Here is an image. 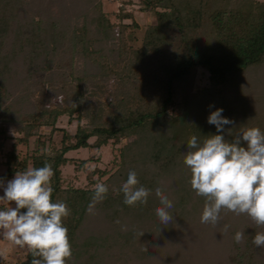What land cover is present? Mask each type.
Returning a JSON list of instances; mask_svg holds the SVG:
<instances>
[{"label":"trees","instance_id":"trees-1","mask_svg":"<svg viewBox=\"0 0 264 264\" xmlns=\"http://www.w3.org/2000/svg\"><path fill=\"white\" fill-rule=\"evenodd\" d=\"M147 1L155 8H161L157 9L158 22L148 28L141 47L122 52L120 59H124V62L114 70L116 81L113 90L107 89L106 77L111 74L104 69L107 67L92 66L81 75L86 74L87 80L93 84L91 93L98 98L92 99L83 94L77 97L78 87L75 90L68 87V100L50 103L52 95L47 84H51L54 76L60 72L53 65L58 62L56 52L61 36L54 32L56 35L51 36L48 44L43 40L39 47V39L47 31L44 30L45 24L36 20L34 14L41 11L44 19L43 10L30 9L26 13V18L32 21V30L23 32L16 30L20 13H11L6 2L0 12V149L10 139V125L21 132L14 139L12 148L5 153V160L1 163L5 170L0 171V182L12 179L16 172L42 167L45 162L52 166V200L66 202L70 209V215L64 219L72 246V258L67 264H75L77 261L86 264H143L140 259L144 258L146 250L143 243L147 242L148 237L157 236L150 240L151 244L157 243L159 238L165 239L164 234L168 235L171 228L177 227L178 231L182 229V233L186 234L187 229L184 227L200 222L205 198L198 196L191 188V173L183 162L184 155L188 150L187 141L192 135L202 142L206 136L217 134V129L208 121L196 124L189 119L191 115L168 111V104L174 101L175 85L199 66L209 71L214 82L225 83L264 61V0ZM51 8L48 7V14L54 12ZM70 8L69 30L72 32L69 34L70 37H76L79 31L72 29L73 21L74 18H81L71 14L72 4ZM92 10L98 11L97 16L88 22L83 17L85 22L80 29L90 28L91 22H97L101 29H108L113 36L101 4ZM53 23L54 27L59 26L58 20ZM171 27L177 33L175 39L166 32ZM105 32L100 33L101 37ZM79 38L86 45L79 40L73 41L69 44L73 51L91 52L88 43L92 41H87L85 34ZM179 38L181 44L174 48ZM29 41L37 42L30 47ZM171 42L173 49L168 50L167 46ZM37 50L38 53L30 54ZM28 55L29 62L23 63L22 59ZM153 59L164 65L166 70L163 82L166 94L157 107H154L155 104L147 106L149 102L142 100L145 94L140 92L145 88L144 84L152 86L153 80H149L145 74L147 64ZM40 62L41 65H38ZM72 72H67V75H74ZM36 92L39 93L38 98L32 99ZM76 99H79L76 104L71 103ZM116 107L119 110L114 109ZM150 107L152 109L148 110ZM64 114H68L69 121L77 120L74 132L58 125ZM43 126H51L52 133L62 131L61 146L54 147L51 136L47 141L40 140L39 133ZM35 134L38 136L32 141ZM91 136H96L92 143ZM121 136H135V141H129L121 148L118 167L106 180L100 182L106 184L108 193L105 199L94 205V214H90L87 209L95 185L65 184L63 166L75 160L67 153L82 146L100 148L111 138L118 141ZM226 140L231 142L234 139L226 137ZM32 142L34 145L28 154L21 155L17 149L20 143L30 147ZM241 144L246 146L243 141ZM45 148L49 150L46 155L42 154ZM98 170L100 175L106 172ZM129 171H135L140 185L151 190L146 205L138 203L128 206L123 203L124 195L120 189ZM95 172L89 173L94 183L97 181L93 178ZM157 187L173 203L169 209L174 217L173 222L165 226L159 224L155 214V209L162 206L155 193ZM7 208V205L0 203V209ZM87 217L93 218L92 225L88 224ZM231 220L240 223L233 232L230 228L225 229V225H228V221H225L218 231L220 235H215L216 226L205 224L198 232V237L219 240L218 255L221 254L225 264H246L247 259L249 264H264V259L259 257L264 248L255 247L245 236L240 243L234 240L237 231L261 227L252 221L246 222L242 214ZM86 227L92 229V232L85 233ZM140 232L144 234L139 237ZM176 234L169 239L175 242ZM194 240L187 239L193 249ZM85 247H95L96 251L83 258ZM221 248L229 251L227 256L222 255ZM175 249V252L172 249L173 253H169L171 261H175V264H192L187 252L177 247ZM31 261L32 256L28 250L16 263H9L0 255V264H31Z\"/></svg>","mask_w":264,"mask_h":264},{"label":"rangeland","instance_id":"rangeland-1","mask_svg":"<svg viewBox=\"0 0 264 264\" xmlns=\"http://www.w3.org/2000/svg\"><path fill=\"white\" fill-rule=\"evenodd\" d=\"M5 2L11 13H15V11L17 15L20 13L16 23V30L20 32L32 30V21L26 18L28 17L26 13L30 9L43 10V14H45L44 19H42L41 11L34 14L36 20L45 24L44 30L47 31L40 37V41L38 40L39 47L42 44L40 42L43 40L48 44L51 36L54 37L56 34L61 36L56 52L58 55V62L53 65V67L59 68L60 72L54 76L51 84H47V89L52 95L48 103L68 100V87L73 88L72 90L78 87L79 92L77 97L83 94V96L87 95V97L92 99L98 98L94 93H91L93 84L89 79L87 80L86 74L81 75L83 71H88L90 67H96L97 65L100 67L104 65L107 67L104 69L111 72L110 76L106 77V85L107 89L112 91L116 81V72L114 70H117L124 62V59H120L122 52H126L133 48H139L144 44L148 28L158 22L157 9H161L160 7L155 8L153 4H150L147 0H0V12L3 11L2 9ZM99 3L105 13L106 22L111 25L113 36L110 35L112 33H109L108 29H101V26H99L97 22H91L92 25L90 28L84 30L80 29L85 22L83 17H85L88 22L97 16L98 11L92 9L97 7ZM71 4L73 7L71 14L81 18H74L73 21L72 29L79 31L76 37H70L72 31L69 30L71 23H69L68 12L71 9ZM78 6L81 7L77 8ZM48 7H52L51 9H53L54 12L48 14ZM57 20L59 21V26L54 27L53 22ZM104 31L106 32L101 37L100 33ZM166 32H169L168 34H171L175 39L177 33L173 27H171V29H166ZM82 34L87 36V41H92L88 43L91 49L89 53L79 50L73 51L72 47L69 45L72 44L73 41H82L79 38ZM34 42L29 41L28 45L31 47V44ZM82 43L86 45L83 41ZM180 44L181 39L179 38L174 48H178ZM167 48L168 50L173 49L172 42L168 44ZM38 52L39 50L36 52L31 51L30 54ZM29 55L26 56L24 60L22 59L23 63L29 62ZM37 62L38 60L36 63ZM38 65H41V62L40 64L38 63ZM147 65L145 76H149V80H153L152 86L150 85L151 87H149L147 84H144L145 88L140 92L145 94L142 100H148L149 103L147 106L155 104L154 107H157L163 101L166 94L165 89L163 90L166 70L164 65L154 59ZM71 70H73L74 75H67V72ZM209 75L210 73L208 70L199 66L193 73L178 80L174 90V101L168 104V111H177L179 114L185 113V115H191L189 119L198 124L207 122L211 112L215 111L217 108H221L223 109L222 115L233 121L232 124L225 125L224 132L220 133L224 135L225 139L226 137H229L230 140L235 139L234 134L245 127L255 126L264 131V61L244 71L238 78L229 82H214ZM141 85L142 82L138 85V90ZM108 90L107 93H109ZM38 96L39 93L36 92L32 99L38 98ZM78 101L79 99H76L71 103L76 104ZM114 109L119 110L117 107ZM149 109H152V107L148 108V110ZM105 115L107 116V113H105ZM58 125L65 126L70 132H74L77 120L69 121L68 114H64L59 119ZM41 131L42 132L39 133L41 141H47L51 136L53 138V146H61L60 139L62 131L59 130L52 133L51 126H43ZM229 132L233 135H230ZM20 133L21 132L14 130L11 125L9 126L8 135L10 139H8L0 149V171L5 170V166L1 163L5 160L6 151L12 148L14 139H16ZM37 136L38 135L35 134L32 141H35L34 139H36ZM95 139L96 136H91L90 143ZM134 139L135 136H121L118 141L111 138L108 143L102 145L100 148L89 145L68 151L67 155L73 157L75 160L63 166L65 184L91 186L106 180L110 173L114 172L120 163L121 148L127 142L135 141ZM33 145V142L30 147L20 143L17 149L21 155H26ZM86 164L89 165V167L86 168ZM98 169L106 172L100 175ZM93 171H97L93 175V178L97 179L95 183L91 181L92 176L89 175V173L91 174ZM7 181L6 179L2 181L4 186H6ZM3 195V187H0V196ZM0 203L7 205L8 208L15 206L14 202L9 204L6 201H0ZM220 215L221 219L219 223L215 225L217 230L216 236L221 233L218 231H220L222 229L221 227L224 225L222 222L228 221V226H230L228 228H230L229 230L232 232L236 229L238 224L240 225L237 220H231L235 219V213L222 212ZM242 215L246 222L251 221L247 215ZM92 219V217L87 219L89 225H92ZM178 220L180 222V219ZM204 225L205 223H201V221L199 223H191V225H188L189 227H184L187 229L186 234L182 233V229L178 231L177 227L171 228L168 235L167 233L164 234L166 236L164 240L159 238L158 242L153 244H151V241L157 236L148 237L147 242L144 241L143 243L146 251L144 253V258H141L140 261L143 264H175V261H171L169 253H173L172 249L175 252V248L177 247L188 253L187 257L192 260V264H225L222 261L221 254L218 255L220 253V241H216L215 239H201L198 237V232ZM247 229L250 230L248 231ZM244 230V236L252 241L256 232H264V227L244 228ZM84 232L91 233L92 229L86 227ZM174 234H176L174 237L175 242L169 239V237H172ZM187 239H195L194 249L189 245L190 241L188 243ZM83 250V258H85L86 255L88 257L96 251L95 247H91V249L85 247ZM26 251V248L13 245L0 234V252L7 262H18L20 256L22 257L26 254ZM221 253L227 256L229 251L221 248ZM259 257L264 259V252ZM75 264L86 263L84 261L78 263L77 261ZM90 264H93V262ZM246 264H249V259H247Z\"/></svg>","mask_w":264,"mask_h":264},{"label":"clouds","instance_id":"clouds-1","mask_svg":"<svg viewBox=\"0 0 264 264\" xmlns=\"http://www.w3.org/2000/svg\"><path fill=\"white\" fill-rule=\"evenodd\" d=\"M222 112L223 109L217 108L208 116V123L215 125L217 134L206 136L202 142L192 135L184 155L183 162L191 173V188L205 198L200 221L215 226L224 210L245 214L257 227H264V131L255 126L245 127L229 142L220 133L233 121ZM241 141L246 146H242ZM48 152L47 148L42 150V154ZM53 176L52 166L45 162L42 167L16 172L6 186L0 182L4 191L0 201L15 204L0 210V234L13 245L26 248L32 256L31 264H67L72 258L68 228L64 224L70 209L66 202H53ZM92 191L87 209L90 214H94V205L105 199L108 187L97 183ZM120 191L124 195L123 203L135 206L138 203L146 205L151 190L140 185L135 171H129ZM155 193L162 205L155 209L158 222L168 225L174 219L169 212L173 203L161 188L157 187ZM228 227L225 225L226 230ZM143 234L140 232L139 237ZM243 237L244 232L237 231L234 240L240 243ZM252 243L264 248V232H256Z\"/></svg>","mask_w":264,"mask_h":264},{"label":"crops","instance_id":"crops-1","mask_svg":"<svg viewBox=\"0 0 264 264\" xmlns=\"http://www.w3.org/2000/svg\"><path fill=\"white\" fill-rule=\"evenodd\" d=\"M4 166V165H3Z\"/></svg>","mask_w":264,"mask_h":264}]
</instances>
